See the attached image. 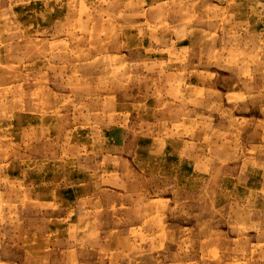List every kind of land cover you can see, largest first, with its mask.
<instances>
[{"label":"rangeland","instance_id":"374dc122","mask_svg":"<svg viewBox=\"0 0 264 264\" xmlns=\"http://www.w3.org/2000/svg\"><path fill=\"white\" fill-rule=\"evenodd\" d=\"M0 264H264V0H0Z\"/></svg>","mask_w":264,"mask_h":264}]
</instances>
